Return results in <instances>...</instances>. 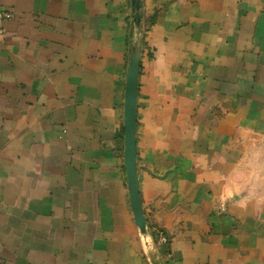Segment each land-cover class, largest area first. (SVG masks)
<instances>
[{"label":"crops","instance_id":"1","mask_svg":"<svg viewBox=\"0 0 264 264\" xmlns=\"http://www.w3.org/2000/svg\"><path fill=\"white\" fill-rule=\"evenodd\" d=\"M0 10V264H150L124 163L131 0ZM143 11L136 154L162 264H264V0Z\"/></svg>","mask_w":264,"mask_h":264},{"label":"water","instance_id":"2","mask_svg":"<svg viewBox=\"0 0 264 264\" xmlns=\"http://www.w3.org/2000/svg\"><path fill=\"white\" fill-rule=\"evenodd\" d=\"M132 6V42L128 52V66L126 78L125 106H124V163L127 174L131 208L135 224L143 242L145 255L150 264H162L154 240L148 230L146 216L139 190L137 164V98L141 58L143 50V0H131Z\"/></svg>","mask_w":264,"mask_h":264},{"label":"built area","instance_id":"3","mask_svg":"<svg viewBox=\"0 0 264 264\" xmlns=\"http://www.w3.org/2000/svg\"><path fill=\"white\" fill-rule=\"evenodd\" d=\"M8 16L3 14L0 10V24L7 18ZM2 34V27L0 26V35ZM158 238H157V245H164L167 243V237L162 231H158ZM155 247L157 246L155 241H154Z\"/></svg>","mask_w":264,"mask_h":264},{"label":"trees","instance_id":"4","mask_svg":"<svg viewBox=\"0 0 264 264\" xmlns=\"http://www.w3.org/2000/svg\"><path fill=\"white\" fill-rule=\"evenodd\" d=\"M148 230H149V234L151 236V238L155 241L156 245L158 244L157 243V238H158V231H161V230H158L155 226L151 225L149 223L148 225ZM168 239V238H167ZM170 244V239L167 240V243L164 244V245H159L161 248H167ZM161 251L162 250H159V253L161 254Z\"/></svg>","mask_w":264,"mask_h":264},{"label":"rangeland","instance_id":"5","mask_svg":"<svg viewBox=\"0 0 264 264\" xmlns=\"http://www.w3.org/2000/svg\"><path fill=\"white\" fill-rule=\"evenodd\" d=\"M159 246V245H158Z\"/></svg>","mask_w":264,"mask_h":264}]
</instances>
